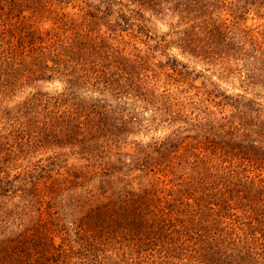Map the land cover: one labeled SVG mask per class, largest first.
Masks as SVG:
<instances>
[{
  "label": "trees",
  "instance_id": "obj_1",
  "mask_svg": "<svg viewBox=\"0 0 264 264\" xmlns=\"http://www.w3.org/2000/svg\"><path fill=\"white\" fill-rule=\"evenodd\" d=\"M62 3L0 0V264H264V207H256L264 204V178L249 175L264 168L255 162L238 175L224 164L238 157L264 163L263 134L237 142L236 151L214 150L212 159L205 151L196 155L192 143L191 159L181 162L167 148L158 178L139 155L108 146V138L115 140L101 103L113 87L124 94L136 83L128 62L114 70L128 42L112 34L101 44L89 28L134 31L131 47L141 42L160 53L141 18L143 8L161 0H75L73 13ZM166 8L187 25L179 39L184 51L210 62L226 54L200 42L216 45L222 31H246L239 22L252 11L264 13V0H167ZM194 31L206 37L196 39ZM84 56L107 62L111 75L79 66ZM170 61L174 70L192 73ZM80 71L96 78L86 81ZM62 79L67 87L56 97L4 107L34 84ZM90 146L99 149L90 153ZM69 147L73 153L65 152ZM37 152H53L56 160L12 175L16 162H30ZM69 157L80 160L71 164Z\"/></svg>",
  "mask_w": 264,
  "mask_h": 264
},
{
  "label": "rangeland",
  "instance_id": "obj_2",
  "mask_svg": "<svg viewBox=\"0 0 264 264\" xmlns=\"http://www.w3.org/2000/svg\"><path fill=\"white\" fill-rule=\"evenodd\" d=\"M59 1H64L65 4L62 5L66 6L65 12L77 11L73 8L75 0ZM161 2L162 4L158 3L161 7L149 6L146 11L143 8L141 18L149 29L145 32H150L153 36L152 42L160 46V53H155L147 44L141 42H137L134 48L131 47L135 40L128 34H134V31L122 32L111 26L98 24L96 30L94 27L89 28L91 33L84 32L89 33L101 44H106L112 34L129 44L127 47L122 44L124 52L119 56L118 64H113L116 72L119 71L116 66L121 68L126 62L132 65L133 73H130V77L136 83L135 88L132 92L121 94V90L113 87L107 99H103L104 102L101 103L106 106L103 108L107 113L106 132L109 131L108 137L115 140L108 138V146L139 155L138 163H146L151 167L155 178L159 176L157 167H160V161L164 160L162 154L167 148L175 151V156L181 162L182 159H191L194 153V148H190L192 143L196 147V155L205 151L209 154L205 153L207 157L212 159L210 156L214 150L215 153L221 151L226 154L227 151H236L232 146L237 142L245 143L248 137L258 133L264 136L262 132L264 130V13L252 11L245 15L241 21L239 20V25L246 31H235L234 28L232 31H222L225 35L219 37L220 40L218 39L216 45L211 44L207 39L200 42L204 47L226 54L223 55L224 59L218 57L215 61L207 62L191 57L184 51L179 39L189 33L185 31L187 25L179 24L174 16L167 13V0ZM116 16L113 14L111 19L116 20ZM225 17L229 21L232 20V16ZM194 32L197 35L194 37L196 39L202 40L206 37L204 31L200 34V31ZM221 42H228V45H223ZM108 43L112 44L111 41ZM164 52L167 53V59L161 54ZM172 57L186 65L192 73L174 70L170 61ZM85 59L86 56L83 60H79V66L96 65L101 68L100 73L111 75V68L107 62H98L90 58L88 59L91 62H88ZM101 65L107 67L108 74L103 71ZM91 67L93 66L87 68ZM78 74L84 75L80 77L86 81H93L96 78L95 73L87 74L80 71ZM66 87L67 84L63 79L39 82L19 93L14 101L4 103V107L11 109L15 104L33 96L43 99L56 97L57 94L64 92ZM95 97L91 94L89 99ZM69 107H63L62 111L69 110ZM199 124L204 130L198 127ZM258 140L263 141V137L259 136ZM94 149L99 148L95 146L90 153L94 152ZM65 152L70 154L74 151L69 147ZM52 153L37 152L30 162L27 158L16 162L11 171L12 175L29 172L36 164L54 162L56 158ZM116 158H118L117 154L111 162H115ZM141 158L148 161H142ZM238 158L224 163L226 166L232 163L238 175L242 170L252 167L255 162L264 168V163L254 157H249L247 162H242V159ZM227 159L232 158L227 157ZM79 160V157L67 159L71 164ZM174 169L178 171L176 166ZM249 175L261 181L264 178V169L250 171ZM256 207L262 208L264 204L259 201ZM257 213L258 211L255 215ZM252 222L261 226L257 218Z\"/></svg>",
  "mask_w": 264,
  "mask_h": 264
}]
</instances>
